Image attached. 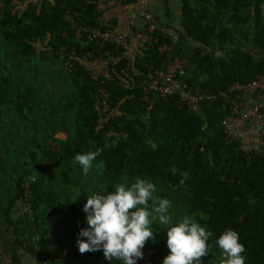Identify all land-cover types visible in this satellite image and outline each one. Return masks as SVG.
I'll list each match as a JSON object with an SVG mask.
<instances>
[{
  "label": "trees",
  "instance_id": "trees-1",
  "mask_svg": "<svg viewBox=\"0 0 264 264\" xmlns=\"http://www.w3.org/2000/svg\"><path fill=\"white\" fill-rule=\"evenodd\" d=\"M106 1L0 0V166L10 157L17 169L0 174V216L13 235L0 264H25L27 254L36 264H109L102 250L79 252L77 233L87 227L83 205L87 195L130 186L137 177L171 202L174 222L190 215L212 232L203 264H221L216 241L228 228L239 234L245 264H264V148L229 142L222 120L233 104L226 97L200 111L178 94L144 99L138 84L165 65L169 55L160 47L173 40L158 31V42L131 62L114 43L101 47L89 35L104 16L96 6ZM179 3L193 47L187 88L219 93L264 73V0ZM105 28L115 29L108 19ZM104 61L109 77L91 72ZM125 66L136 73L132 90L120 84ZM99 86L109 93L106 111ZM114 140L87 175L73 162L77 153ZM152 227L155 240L145 242L137 264H163L169 254L166 226Z\"/></svg>",
  "mask_w": 264,
  "mask_h": 264
},
{
  "label": "clouds",
  "instance_id": "clouds-1",
  "mask_svg": "<svg viewBox=\"0 0 264 264\" xmlns=\"http://www.w3.org/2000/svg\"><path fill=\"white\" fill-rule=\"evenodd\" d=\"M117 143L115 140L111 143L105 141L103 148L77 153L73 162L78 163L83 174L87 175L93 161L105 149L114 148ZM97 167H103V161ZM112 189L114 191L107 194L87 195L83 205L87 227L80 229L76 239L81 254L102 250L109 264L113 259L122 264H137L143 258L145 242L155 240L152 226L163 225L166 226L169 249L163 264H203L201 257L208 253L206 242L212 232L190 215L174 222L169 214L171 202L156 195L154 183L137 177L130 186L118 183ZM216 244L224 256L221 264H245L246 257L241 255L245 247L239 242L238 232L226 229Z\"/></svg>",
  "mask_w": 264,
  "mask_h": 264
},
{
  "label": "built area",
  "instance_id": "built-area-1",
  "mask_svg": "<svg viewBox=\"0 0 264 264\" xmlns=\"http://www.w3.org/2000/svg\"><path fill=\"white\" fill-rule=\"evenodd\" d=\"M122 0H107L99 2L97 10L102 14H107L112 8L121 5ZM146 23L144 31H136L133 34L134 42L126 32H120L113 28H105L106 19L103 15L99 16L100 24L93 28L89 35L90 39L96 40L103 47L107 43H114L117 48H121L124 56L130 62L147 49L150 43L158 42L156 34L158 32L159 19L151 15L146 10L140 12ZM80 34V31H79ZM175 40V39H174ZM191 42V39H189ZM172 45L166 43L160 47V50L169 57L165 65L148 79L140 81L139 87L143 90L144 99L148 100L151 93H157L166 98L169 94H178L181 101L188 108L194 111H200L203 103L207 101H216L220 96L226 97L232 104V112L222 120V127L228 135L229 142L241 143L243 147H254L257 151L264 148V73L256 76L249 82L235 81L228 86V91L213 93L210 91H200L197 87L187 88L185 84L187 64L179 55H171ZM72 62L65 64V67L71 70ZM128 66L120 69L123 76L120 84L124 89L132 90L136 86L135 72H130ZM91 72L100 74L103 77H109V67L104 61L101 65H94ZM100 81V80H99ZM103 86V81L99 82ZM99 86L100 99L104 111L109 108V93L104 87ZM251 141H250V140ZM35 180V176H30L24 185L27 186L30 181ZM30 203H27V207ZM25 207V210H27Z\"/></svg>",
  "mask_w": 264,
  "mask_h": 264
},
{
  "label": "crops",
  "instance_id": "crops-1",
  "mask_svg": "<svg viewBox=\"0 0 264 264\" xmlns=\"http://www.w3.org/2000/svg\"><path fill=\"white\" fill-rule=\"evenodd\" d=\"M142 10L159 15L158 31L162 34L171 35L173 40L171 55L181 56L188 66H192L190 61L193 47L184 35L179 0H136L134 4L126 3L117 6L115 9L113 8L106 14V19H108L112 27H115L120 32L144 31L146 23L140 14ZM134 33H128L131 37V42H134ZM261 100L264 104V97ZM10 227H8L3 217L0 216V233L4 235L7 229L11 233L12 229ZM6 234L3 236V242H7V239H5ZM10 235H8V241L13 240V235ZM0 247L2 250L5 249L4 244Z\"/></svg>",
  "mask_w": 264,
  "mask_h": 264
},
{
  "label": "rangeland",
  "instance_id": "rangeland-1",
  "mask_svg": "<svg viewBox=\"0 0 264 264\" xmlns=\"http://www.w3.org/2000/svg\"><path fill=\"white\" fill-rule=\"evenodd\" d=\"M115 8H117V7H115ZM111 10H113V8ZM151 15H153L154 17H157V18L159 17V15H154L152 13H151ZM104 16H105V14H104ZM78 31H80V30H78ZM78 34H79V32H78ZM57 136L61 137V138H65L66 137V135L64 133H62V132H59L57 134ZM13 162H14V160L12 158L7 157L6 160L3 162V164L0 166V174L2 175L4 169H7L9 172H11L13 174H17V169L14 168V163ZM32 176H34V175H32ZM63 187H65V185H63ZM63 190H65V189H62V191ZM10 229H12V228L10 227ZM6 233H8V232L6 231L5 234ZM4 235H3V233L2 234L0 233V244L1 245H3L5 243V242L2 241L4 239V237H3ZM10 236H12V235H10ZM5 237H6L5 239L8 240V237H9L8 234H6ZM0 251H1L0 253H4V250L0 249ZM24 259H25V264H36L37 263V258H35V257H33V256L29 255V254H27V256H25Z\"/></svg>",
  "mask_w": 264,
  "mask_h": 264
},
{
  "label": "water",
  "instance_id": "water-1",
  "mask_svg": "<svg viewBox=\"0 0 264 264\" xmlns=\"http://www.w3.org/2000/svg\"><path fill=\"white\" fill-rule=\"evenodd\" d=\"M221 54V52H218V55Z\"/></svg>",
  "mask_w": 264,
  "mask_h": 264
}]
</instances>
